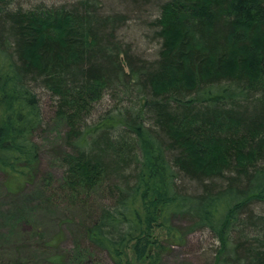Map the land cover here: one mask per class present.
I'll return each mask as SVG.
<instances>
[{
  "label": "trees",
  "instance_id": "16d2710c",
  "mask_svg": "<svg viewBox=\"0 0 264 264\" xmlns=\"http://www.w3.org/2000/svg\"><path fill=\"white\" fill-rule=\"evenodd\" d=\"M43 96L67 126L58 189L110 196L75 264H161L192 232L208 264H264V0H0L9 193L38 176Z\"/></svg>",
  "mask_w": 264,
  "mask_h": 264
},
{
  "label": "rangeland",
  "instance_id": "374dc122",
  "mask_svg": "<svg viewBox=\"0 0 264 264\" xmlns=\"http://www.w3.org/2000/svg\"><path fill=\"white\" fill-rule=\"evenodd\" d=\"M42 99L46 129L36 137L40 144L38 176L24 189L9 193L0 173V264H45L54 254L62 255L58 264H75L77 245L83 242L82 227L110 197L100 189L88 197L69 198L67 192L58 189L67 126L64 120H53L50 98ZM174 222L179 228L186 227L183 220ZM150 236L164 240L165 232L154 224ZM216 246L207 232H192L181 245L163 254L161 264H208L206 252ZM92 258L96 263L111 264L102 253L96 252ZM129 260L131 264L138 263L132 254ZM87 262L79 258L77 264Z\"/></svg>",
  "mask_w": 264,
  "mask_h": 264
}]
</instances>
